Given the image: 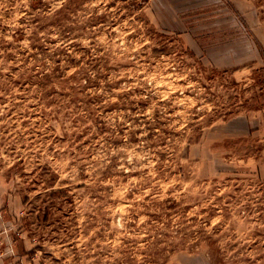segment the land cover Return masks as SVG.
<instances>
[{
	"label": "rangeland",
	"instance_id": "rangeland-1",
	"mask_svg": "<svg viewBox=\"0 0 264 264\" xmlns=\"http://www.w3.org/2000/svg\"><path fill=\"white\" fill-rule=\"evenodd\" d=\"M244 3L0 0L7 264H264V0Z\"/></svg>",
	"mask_w": 264,
	"mask_h": 264
},
{
	"label": "crops",
	"instance_id": "crops-1",
	"mask_svg": "<svg viewBox=\"0 0 264 264\" xmlns=\"http://www.w3.org/2000/svg\"><path fill=\"white\" fill-rule=\"evenodd\" d=\"M238 6H243L245 0H232ZM256 119H252L251 117L246 118L248 132H251L252 128L262 127L261 125H256V121L260 122L264 120V109H262L258 114ZM256 132H261L260 130H255ZM257 167V175L264 181V160L256 161ZM1 182V181H0ZM0 183V264H7L6 255L9 250H12V239H11V226L9 225V219L7 215V211L12 212L14 207L12 202V198L14 197L11 193L8 192L7 189H2ZM10 208V209H7Z\"/></svg>",
	"mask_w": 264,
	"mask_h": 264
}]
</instances>
